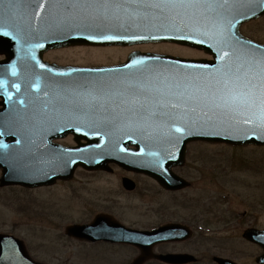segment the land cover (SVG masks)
<instances>
[{
  "label": "water",
  "instance_id": "1",
  "mask_svg": "<svg viewBox=\"0 0 264 264\" xmlns=\"http://www.w3.org/2000/svg\"><path fill=\"white\" fill-rule=\"evenodd\" d=\"M51 0H0V186L19 185L39 188L69 181L75 171L105 170L103 164H127L129 170L148 175L166 189H178L182 180L172 168L183 164L190 142L205 141L232 146L264 145V134L251 125H233L229 114L216 108L197 89H206L218 79L217 69L233 48H260L239 34L241 24L264 15V0H229V9L221 23L226 39L213 33L212 22L199 14L188 25L191 42L184 41L181 27L161 25L154 9L134 13L120 11L106 20L87 18L77 13L66 18L50 7ZM44 4L43 8L39 5ZM91 35L139 37L138 39L93 40ZM148 42H176L204 49L214 62H176L168 57L141 56L115 69L60 68L42 63L48 50L75 45H128ZM221 57H224L222 60ZM43 65V67H41ZM178 65V66H176ZM117 71V74L112 75ZM69 79H63V75ZM111 75V76H110ZM123 83L116 88L93 87L99 100L76 105L88 108L89 120L80 112L65 108L64 103L48 94L63 89L56 82ZM138 82L144 85L138 86ZM47 83L52 86L47 87ZM179 84L177 89L175 85ZM117 85V84H116ZM183 91L185 97L169 94ZM196 98L188 100L187 95ZM48 97V98H47ZM140 97L138 103L136 98ZM108 102L113 106L109 111ZM171 103L181 107L172 108ZM192 109H195L193 111ZM176 128L183 131L177 132ZM75 136L76 147H63L55 140ZM134 147L135 149H131ZM132 232L119 228L108 233L109 239H122L141 246L145 260L160 234ZM68 235L94 240L91 226L71 227ZM249 238H254L249 235ZM264 247V245H263ZM179 258L165 257L168 262ZM220 264H234L217 259ZM264 261V257L261 259ZM0 264H37L28 256L18 239L0 235Z\"/></svg>",
  "mask_w": 264,
  "mask_h": 264
},
{
  "label": "flooded vegetation",
  "instance_id": "2",
  "mask_svg": "<svg viewBox=\"0 0 264 264\" xmlns=\"http://www.w3.org/2000/svg\"><path fill=\"white\" fill-rule=\"evenodd\" d=\"M175 17L170 20H162L160 24H188L193 16L185 14L183 11L179 15L176 12L170 13ZM256 21L245 24L246 27ZM242 27V28H243ZM241 28V30H242ZM165 44L155 45H141L133 47H93L92 57L94 62L87 65H80L81 63H61L59 60H51L47 58L51 53L58 52L49 51L43 55V62L53 63L60 66H75V67H118L125 63H128L134 56H138L141 53H157L159 55H170L173 57H179L184 59H210L202 51L194 50L192 48H186L177 45H171L178 49L194 52L199 56H181L169 52L157 51V50H145L146 47L162 46ZM98 48V49H95ZM107 49V50H105ZM95 51L98 55L95 56ZM104 51L115 55L116 59L103 62L98 61L102 58ZM96 53V52H95ZM108 57L107 59H110ZM5 57L0 56V61H4ZM96 60V61H95ZM63 79H69V76L64 74ZM117 84V85H116ZM87 83V82H75V81H63L56 82L53 87L63 89L62 93H54L53 98L61 103L62 106L71 111L80 112L84 120H89L87 113H90L88 108L79 107L76 104L79 102L87 101L84 96L91 95L92 101L95 99L94 95L99 94L93 90L77 91L78 89H94L93 87L116 88V86L123 87L124 84L118 83ZM47 83V87L52 86ZM51 94H48V97ZM47 97V98H48ZM138 101L140 98H136ZM3 101L0 99V109L2 108ZM108 109L111 111L113 106L108 102ZM193 144L188 146L189 148ZM107 167V170L87 173L79 170L78 176H89L84 183H77L74 187V195L78 198H86L89 200V204L85 207L88 216L90 217L89 223L96 225L103 230L105 228H111L115 224L125 227L127 229L139 231V232H153L167 226L177 227V230L173 231L170 235H161L160 241L155 244L151 251V258L144 264H171L162 260L165 256H183L182 262H174L172 264H218L214 261L215 257L226 258L232 260L238 264H264L260 263L259 259L264 255L263 241L261 236H256L255 240H250L246 236V232L254 230L264 233V209L260 204L257 207L253 204L254 210H245L242 213H235L222 211L217 217L216 221L220 225L217 231H213L211 224L213 217L207 212L198 213L189 209L172 208L168 203H158L155 208L150 206L143 209H130L125 202L132 198L138 199L140 202L151 201L158 196H166L171 199H179L183 197V194L188 190H191L194 186L191 170L193 169L189 165V161H186L183 165L174 167L172 173L183 180L186 185L185 188L172 191L163 188L159 183L150 177L134 172L127 168V164L108 162L103 164ZM221 170V169H220ZM78 176L74 179L77 180ZM252 178L250 175L248 178H244L246 191H257L260 189V200L263 199L262 193L264 192V179L261 183L257 182V179L251 184ZM126 180L130 181V186L125 185ZM64 184V183H59ZM58 185V184H57ZM256 199L255 196H253ZM148 199V200H147ZM264 203V200H263ZM262 204V203H261ZM177 205V204H176ZM92 246L104 248L101 252L94 253V259L97 264L106 263L109 253L107 250L116 249L119 252V258L121 261L117 264H135V260L141 257L142 253L139 247L123 244V243H111L107 241H98ZM222 246L229 247L234 251V254H222L214 253L213 249L222 250ZM212 249L213 253L209 250ZM240 257V258H239ZM192 258V259H190ZM110 259V258H109ZM242 259L244 263H240L238 260Z\"/></svg>",
  "mask_w": 264,
  "mask_h": 264
},
{
  "label": "rangeland",
  "instance_id": "3",
  "mask_svg": "<svg viewBox=\"0 0 264 264\" xmlns=\"http://www.w3.org/2000/svg\"><path fill=\"white\" fill-rule=\"evenodd\" d=\"M243 33L264 44V18L244 27ZM148 49L181 56H199L194 52H184L167 45ZM92 53L91 49L71 48L53 52L47 58L66 64L87 65L94 62ZM103 53L100 57L102 59L98 61L106 62L116 59L111 53L106 51ZM108 57L111 58L107 59ZM69 142L71 143V140ZM188 161L193 168L191 177L194 186L184 193L183 197L171 199L161 195L154 200L144 202L132 198L125 204L130 209H143L148 206L155 208L158 203H168L172 208L189 209L201 214L207 212L213 217L211 224L213 231L221 228V223L219 225L215 219L222 211L225 213L253 211V204H256L258 208L260 204L264 209V192L263 199L260 200V189L245 193V184L240 181V179L248 178L245 173L249 175L259 171L258 165L264 169V148L193 144L190 147ZM253 173L252 177L261 183L264 176L258 174L256 177ZM88 177L81 175L71 183L57 185L47 190L29 191L21 187L0 188V234L11 235L22 240L30 256L44 264H97L92 253L97 251L100 253L104 248H92L65 235L66 227L90 221L89 214L85 211L89 200L74 196L73 191L77 183H84ZM222 248V250L213 249L214 253L234 254L229 247L222 246ZM213 250L209 251L213 253ZM107 251L109 253L104 264H117L121 261L116 249ZM238 261L245 262L242 259Z\"/></svg>",
  "mask_w": 264,
  "mask_h": 264
},
{
  "label": "snow or ice",
  "instance_id": "4",
  "mask_svg": "<svg viewBox=\"0 0 264 264\" xmlns=\"http://www.w3.org/2000/svg\"><path fill=\"white\" fill-rule=\"evenodd\" d=\"M39 7L43 8L44 4ZM50 7L54 11L62 12L66 18H74L77 13H84L93 21L106 20L120 11L134 13L139 9L157 10L159 18L165 21L175 18L170 15L172 12L179 15L183 11L193 17L199 14L210 20L215 30L205 35H209V38L219 36L223 40L226 39V29L221 21L229 9V0H51ZM138 38L104 35L88 37L93 40ZM225 56L229 58L217 69L218 79L206 89L197 91L209 98L214 107L224 109L235 127L251 125L253 131L258 130L264 134V49L233 48L231 55L225 53ZM138 86L144 87L139 82ZM167 87L169 94L185 97V92H172V86ZM175 87L179 89L180 85ZM194 98L196 97L192 94L186 97L188 100ZM170 106L181 107L179 103H171ZM176 131L181 132L183 129L176 128Z\"/></svg>",
  "mask_w": 264,
  "mask_h": 264
},
{
  "label": "bare ground",
  "instance_id": "5",
  "mask_svg": "<svg viewBox=\"0 0 264 264\" xmlns=\"http://www.w3.org/2000/svg\"><path fill=\"white\" fill-rule=\"evenodd\" d=\"M95 49H98V48H95ZM105 50H107V49H105ZM95 52H96V53H95ZM95 52H94L95 56L98 55V52L101 53V51H95ZM83 55H84V54H83Z\"/></svg>",
  "mask_w": 264,
  "mask_h": 264
}]
</instances>
